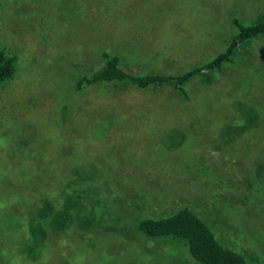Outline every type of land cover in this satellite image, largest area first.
I'll return each mask as SVG.
<instances>
[{
    "label": "rangeland",
    "instance_id": "rangeland-1",
    "mask_svg": "<svg viewBox=\"0 0 264 264\" xmlns=\"http://www.w3.org/2000/svg\"><path fill=\"white\" fill-rule=\"evenodd\" d=\"M234 18H264V0H0V49L15 58L0 85V264H38L24 231L54 220L79 172L98 175L88 236L58 231L43 263L196 264L179 241L107 227L184 204L247 264H264V34L192 76L185 98L169 84L70 81L101 50L135 73L179 74L225 48Z\"/></svg>",
    "mask_w": 264,
    "mask_h": 264
},
{
    "label": "trees",
    "instance_id": "trees-1",
    "mask_svg": "<svg viewBox=\"0 0 264 264\" xmlns=\"http://www.w3.org/2000/svg\"><path fill=\"white\" fill-rule=\"evenodd\" d=\"M233 24L236 28L235 33L222 51L203 64L189 68L179 74L135 73L123 66L118 55L112 54L107 50H101L98 53V66L95 68L91 66L85 72H80L70 78L72 88L75 91H80L87 86L93 85L118 86L128 84L142 89L155 85L169 84L181 97L185 98L186 91L183 86L192 76L203 72L220 70L226 64L233 62V54L242 42L264 34V18L249 24H242L234 18ZM14 59L13 55H9L0 49V85L13 76L15 71ZM246 125L248 126L247 122L244 125H240L238 132L245 129ZM79 173L81 174L74 175L78 180H74L70 188H67V191L64 192V199L53 218L54 220H49L42 226L31 227L30 230L27 225V229L24 231L26 248H34L38 264H48L43 263L45 259L44 250L50 246L55 249L58 247V241L62 237L59 234L60 231L64 232L69 228V231L78 232L79 236L81 235L84 239L88 236L86 224L89 225L93 221L92 216L97 209H93L94 207L92 209L89 208L90 203L86 205V202H89L87 197H90L86 193H88L89 187L94 192H98V185H96L98 175L97 177L95 173V176L92 175L93 172H87V174ZM91 197L97 198L96 200L100 198L106 200L108 198L107 195L101 196L96 193L92 194ZM104 203L105 201L97 202L100 207L104 205L105 208V210H99V213L111 217L113 213L110 214L107 207L110 203L108 200H106L107 205ZM45 211V209H39L38 213L43 214ZM113 217L115 219L109 221L107 226L110 230L118 232V230L123 229L129 230L130 233L135 231L139 240L149 241L150 244H156L157 239H174L182 244L185 253L192 257L197 262L196 264H247L242 253L222 244L208 224L187 205L181 204L168 214L160 212L154 213V215L138 214L130 217L131 219L128 218L125 222L117 214L113 215ZM156 251H158L157 248H154L148 252L152 255ZM165 251L168 252L167 249H164ZM174 251L178 255L180 254V250ZM55 258H58V256L55 255ZM58 259L65 261L63 257Z\"/></svg>",
    "mask_w": 264,
    "mask_h": 264
}]
</instances>
